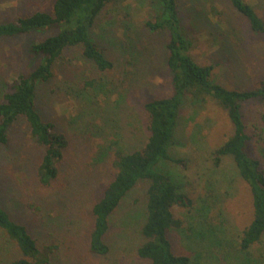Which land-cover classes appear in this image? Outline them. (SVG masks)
I'll list each match as a JSON object with an SVG mask.
<instances>
[{"label":"rangeland","instance_id":"obj_1","mask_svg":"<svg viewBox=\"0 0 264 264\" xmlns=\"http://www.w3.org/2000/svg\"><path fill=\"white\" fill-rule=\"evenodd\" d=\"M54 0H0V23L37 11H49ZM264 20V0H245ZM153 5V4H152ZM151 0H116L105 9L93 30L107 50L114 68L98 72L79 50L66 52L52 78L37 87V109L64 134L68 145L59 174L48 187L36 177L43 149L23 120L0 145V203L18 223L27 227L49 264H150L136 256L143 243L139 230L145 220L147 183L140 182L110 219L105 242L109 252H90L93 205L112 179L111 156L147 141L145 103L172 93L166 66V33L145 28L154 21ZM190 52L201 65L213 66L214 83L233 90H248L264 80V34L254 33L248 22L226 0H179ZM48 31L0 39V102L14 80L32 71L39 59L31 45ZM91 82V86H86ZM252 136L250 155L264 169V101L243 105ZM232 133L226 114L207 98L187 99L178 120L176 143L170 155L182 164L165 162L162 170L178 183L191 200L175 206L183 222L169 231L173 251L187 255L190 264H264V250L254 248L244 260L238 247L252 219L248 186L237 175L234 162L225 157L215 166L213 151ZM19 256L0 231V264Z\"/></svg>","mask_w":264,"mask_h":264},{"label":"trees","instance_id":"obj_2","mask_svg":"<svg viewBox=\"0 0 264 264\" xmlns=\"http://www.w3.org/2000/svg\"><path fill=\"white\" fill-rule=\"evenodd\" d=\"M115 1L54 0L49 11H37L0 23V39L33 32L49 33L30 47V53L39 59L35 68L19 75L0 102V145L8 143L9 132L17 121H25L31 136L43 149L36 177L44 187L56 180L68 141L39 113L37 87L52 78L56 64L69 51L79 50L81 57L98 72L114 68L105 47L95 40L93 30L102 12ZM226 1L246 19L254 33L264 34V20L252 5L245 0ZM151 5L155 6V18L146 21L144 26L151 32L168 36L166 66L171 73L172 93L144 104L148 137L143 146L129 153L123 149L113 152L112 179L91 209L94 222L89 250L98 256L108 254L105 236L112 215L140 182H146L145 220L139 230L143 243L137 247L136 256L150 264H190L187 255L173 251L169 231L181 229L183 225L175 217L173 208L189 207L192 203L178 183L162 170V165L165 162L182 164L173 159L170 151L176 143L179 114L186 100L204 103L209 98L223 110L232 125L231 135L213 151L214 164L219 166L223 158L230 157L237 175L250 190L252 219L243 230L238 247L244 260L250 259L254 248L264 250V169L261 161L250 155L249 142L253 137L247 131L242 110L247 103L264 101V80L257 81L248 90H231L214 83L213 66L197 63L190 54L193 42L186 33L179 0H151ZM85 85L91 86V82ZM0 231L19 254L8 264H49V256L39 249L27 227L16 222L1 203Z\"/></svg>","mask_w":264,"mask_h":264}]
</instances>
